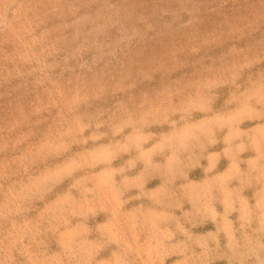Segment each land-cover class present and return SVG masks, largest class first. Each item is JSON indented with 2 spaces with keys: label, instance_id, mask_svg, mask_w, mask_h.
Returning <instances> with one entry per match:
<instances>
[{
  "label": "rangeland",
  "instance_id": "374dc122",
  "mask_svg": "<svg viewBox=\"0 0 264 264\" xmlns=\"http://www.w3.org/2000/svg\"><path fill=\"white\" fill-rule=\"evenodd\" d=\"M0 264H264V0H0Z\"/></svg>",
  "mask_w": 264,
  "mask_h": 264
}]
</instances>
